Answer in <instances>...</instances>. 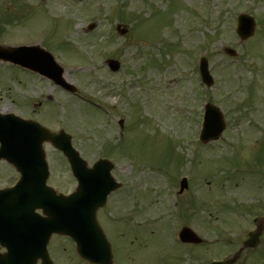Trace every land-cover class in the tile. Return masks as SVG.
I'll return each mask as SVG.
<instances>
[{"label": "rangeland", "instance_id": "1", "mask_svg": "<svg viewBox=\"0 0 264 264\" xmlns=\"http://www.w3.org/2000/svg\"><path fill=\"white\" fill-rule=\"evenodd\" d=\"M162 1L0 0V43L43 37L39 44L82 95L0 62V110L52 130L64 127L90 162L112 160L122 186L100 220L117 262L134 258L138 249L144 264H195L192 251H181L175 241L177 228L185 225L206 239L200 255L195 251L206 264L232 254L251 228L250 218L264 214V0H172L165 10ZM242 11L256 21L247 41L235 34ZM91 21L96 25L88 32ZM224 46L237 55L226 54ZM201 56L214 77L210 86L199 78ZM108 58L120 60L118 71L108 69ZM205 101L223 112L226 127L217 140L198 146ZM45 151L49 182L68 191L73 179L63 158L48 143ZM14 175L0 162V187ZM183 176L188 187L178 193ZM112 207L124 218L136 217L122 220ZM55 237L51 255L56 264H69L68 239ZM263 252L264 244L246 251L238 264L262 259Z\"/></svg>", "mask_w": 264, "mask_h": 264}, {"label": "water", "instance_id": "2", "mask_svg": "<svg viewBox=\"0 0 264 264\" xmlns=\"http://www.w3.org/2000/svg\"><path fill=\"white\" fill-rule=\"evenodd\" d=\"M251 22L252 19H246L243 15L239 17L238 32L240 33L241 37L244 38L251 34V30L253 28V23ZM0 58L8 59L13 62L20 63L22 65L30 66L36 69L37 71H40L41 73L52 77L57 83L63 82L60 77L61 69L56 66L53 59L47 52L38 47L0 49ZM109 65L112 69H116L118 63L115 61H109ZM201 73L204 80L210 83L211 79L208 75L205 61H203ZM1 120L4 121L3 119ZM223 127L224 122L220 111H218L216 107L208 104L206 106V116L202 129V140L206 142L211 139H216L220 135ZM12 132L13 131L6 129L5 135H2L0 133V141L2 143V146L0 148V158L5 157L12 160L9 154L12 152L21 151L17 147H15V145H21L23 147V150L27 149L30 151L34 147H36L40 157L42 156V140L58 142L60 145H63L62 140L58 139L59 135L50 133L48 130L41 128L36 124L25 126L24 133L12 134ZM64 139L67 143H69L68 138ZM63 149L65 152L67 151L66 148ZM68 154L70 160H72L73 158L75 161H77L76 155H73L70 152H68ZM15 164L23 169L20 164L16 162ZM93 171L94 170H92V172ZM40 184L44 185L43 179L41 180ZM184 187H186L185 180L181 182L180 190H182ZM43 190L45 194L48 191L44 186ZM2 193L5 194V192ZM28 195V223L31 224L32 221V223L35 225V240L39 239L41 241L36 246V248H38V251L35 252L36 255L31 260L30 264H33L34 260H36L37 257H41L43 264H50V260L46 254L45 245L50 234H52L53 232L70 235L76 241L77 250L79 251V254L82 257L88 259L92 257L97 261H101V259L103 258L104 263H110V249L106 247L104 237L101 234V231L97 226L94 217V210L96 209L97 203L93 204L90 209L89 217L91 222L89 228H87L86 225L88 223V214L86 211L83 212L77 209L80 206V202L78 200H76L75 203L64 204V207L61 209L60 207H58L57 202H54L53 205L45 204V201L43 199L42 206L46 216H39L38 214L34 213L33 206L38 203V200L42 196H39L38 194L32 191ZM71 197H74V195L68 196L67 198ZM59 199L61 202L69 201V199H64L61 195L59 196ZM75 209H77V211H75ZM254 233L255 232H253V234ZM180 237L182 240L185 241L197 240L194 234H192L188 229H182V231L180 232ZM252 244L253 243H250V239L245 242L246 246H251ZM104 247H106V249ZM95 249L98 250V252L94 251Z\"/></svg>", "mask_w": 264, "mask_h": 264}, {"label": "flooded vegetation", "instance_id": "3", "mask_svg": "<svg viewBox=\"0 0 264 264\" xmlns=\"http://www.w3.org/2000/svg\"><path fill=\"white\" fill-rule=\"evenodd\" d=\"M260 243H262V239H260ZM0 251H2V249L0 248ZM124 264H136L134 261H130V262H125Z\"/></svg>", "mask_w": 264, "mask_h": 264}]
</instances>
